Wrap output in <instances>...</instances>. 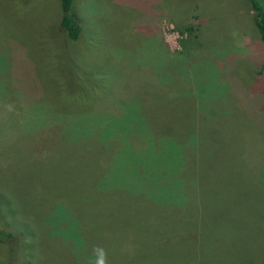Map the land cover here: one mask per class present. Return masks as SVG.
I'll list each match as a JSON object with an SVG mask.
<instances>
[{"label":"rangeland","instance_id":"374dc122","mask_svg":"<svg viewBox=\"0 0 264 264\" xmlns=\"http://www.w3.org/2000/svg\"><path fill=\"white\" fill-rule=\"evenodd\" d=\"M71 12L75 41L59 28L58 0H0V231L15 228L0 238V264H76V250L91 264L93 248L109 256L100 221L112 233L130 209L103 190L122 168L98 172L91 146L75 141L84 131L121 164L130 137L144 142L152 190L163 183L158 161L198 165L196 242L166 222L156 233L168 242L150 248L145 226L137 252L126 245L134 264H264V45L246 0H72ZM168 186L147 196L185 206ZM60 197L86 235L72 224L49 235L43 217Z\"/></svg>","mask_w":264,"mask_h":264},{"label":"trees","instance_id":"16d2710c","mask_svg":"<svg viewBox=\"0 0 264 264\" xmlns=\"http://www.w3.org/2000/svg\"><path fill=\"white\" fill-rule=\"evenodd\" d=\"M58 1L60 11L59 28L65 34V37L68 40L75 41L78 39L80 28L73 13L71 12L72 0ZM246 2L252 12L253 26L257 33L258 39L264 45V0H246ZM96 134L97 133H95L94 131L75 132V141L88 142L87 144L91 146V150L93 152V158L91 160L94 166L98 169V172H101L102 169H108V172H110L111 170L114 171L112 173L120 174V168H122V172H124V174H122V172L120 174L122 175V177H119L118 180L113 179V181L110 183L111 186L109 184L107 186H104L103 193L113 194V198L118 197V200H120L121 203L128 207L127 208L121 206L123 209H130V212L126 213L129 219L127 221L124 219V222L120 225V228L113 230L112 233L109 232L110 222L107 221L105 217H102L104 219H101L100 221V231L111 241L107 250L109 252V256L104 257L103 259H105V261H109V264H134L132 262V260L134 259L130 258V256L137 252V230L145 229V226H148L147 228L149 229L150 236L147 238V246L150 248L154 247L155 245L164 246L168 242V238H163L161 234L158 236L156 232L163 231V226L166 225V222L182 228H186L183 235L189 238L190 242L195 243L197 238L196 223H194V221H191L192 223H190L189 219H192L194 217L196 218L199 212V210L197 211L196 207L199 204L198 199L200 196V186L202 187V185H200L199 174H197L198 165H196L195 163H180L177 160H175L173 164H164L158 161L159 163H161L160 166H157V169H159L158 175H161L159 176V179H161L163 183H160V186H157L152 190L151 186L154 181L152 180V178L150 179L148 175L142 172L143 167L145 171H153L154 169L153 167H149V165L146 163L147 161L144 157L145 155H143L145 153L144 151H142L143 148L141 149V146L144 145V142H136L133 138L130 137L129 139L131 146H129L128 148L126 147V153L128 152V154L131 156V162L129 160H126V164H121L119 160L116 161V159H114L112 161L100 151V139L97 138ZM59 140L61 142H65L69 141L70 139L65 140V135L63 133ZM55 145L56 143L54 144L52 150L54 149ZM115 145L116 148H118L117 151H123L125 149V145H122V141H120L119 139H117ZM176 147H171V153L175 152ZM102 150L104 152L103 148ZM109 162L111 163L108 164ZM150 162L153 163V166L155 167L154 160ZM111 164H113V168H107ZM128 171H131L129 177L126 174L128 173ZM170 171L172 172L170 173ZM181 172H184L185 174L181 175ZM164 176H168L169 179L167 178L166 180H169L171 182L166 183V181L163 180L165 178ZM96 180V178L93 179V187ZM168 184H172L173 186L175 185V187L171 188L170 192H177L178 194H181L182 192L183 195H187L188 200H184L183 202L187 205V202L189 201L191 205L188 208L187 212H183L182 210V207H186V205L181 207L180 204L174 202L163 203L156 201V199H154L153 197L152 199H150L147 196L149 193H153L155 191L164 192V185H167V189L169 190ZM97 187L98 189L102 188V186H98V184ZM100 194H102V192H100ZM140 200H143L144 203L140 202ZM166 200H169V198H166ZM49 201L50 205L54 204V200L51 199ZM137 209L142 210L141 215L136 214ZM72 216V211L68 203H65L64 199L60 197L58 206L55 207V209H50L48 212H45V217H43L44 224L48 225L49 235L60 234L67 236L66 230L69 229L71 231L72 229L68 224L74 225V236L77 235L78 232H82L86 235V231L78 226V221L75 219L76 216ZM108 216L109 214H107V217ZM63 218H66L68 221H70V223L64 222ZM158 219L161 221V224L156 228V230L158 231H155L152 221L156 222V220ZM3 221L5 225L7 219L3 218ZM57 225L60 226L57 227ZM7 226L8 229L6 231H0V238L4 239L5 237L6 240L10 239L11 235L13 236L15 232L14 227L9 225ZM107 231L110 235L105 233ZM130 244L134 245V250L136 248V252L131 251L126 247V245ZM93 250L94 248L92 249V251ZM54 251L58 252V250L56 249ZM59 251L63 252L61 245H59ZM76 251V264H81L78 259L80 250ZM123 252L125 254H123ZM92 253L94 254V257H92L91 264H96L95 262L97 256L94 251ZM156 259L153 262H156ZM200 263L201 260H197L196 257L190 264Z\"/></svg>","mask_w":264,"mask_h":264},{"label":"clouds","instance_id":"9594fccd","mask_svg":"<svg viewBox=\"0 0 264 264\" xmlns=\"http://www.w3.org/2000/svg\"><path fill=\"white\" fill-rule=\"evenodd\" d=\"M94 253L97 256L96 264H105V259H102V256H106L102 249H94Z\"/></svg>","mask_w":264,"mask_h":264}]
</instances>
